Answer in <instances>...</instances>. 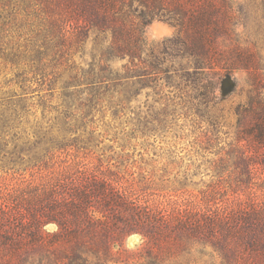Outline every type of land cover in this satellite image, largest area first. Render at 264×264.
<instances>
[{"label":"trees","instance_id":"1","mask_svg":"<svg viewBox=\"0 0 264 264\" xmlns=\"http://www.w3.org/2000/svg\"><path fill=\"white\" fill-rule=\"evenodd\" d=\"M156 20L176 34L150 46L145 29ZM236 21L233 0H0V264H111L125 237L148 241L139 264H169L158 252L164 230L178 246L200 248L216 264H242L249 254L264 261V152H243L244 179L236 181L256 186L261 202L228 198L217 204L208 195L203 210L175 214L143 206L134 185L88 174L83 166H77L78 182L56 178L18 189L14 181L27 160L29 137L47 131L27 126L32 109L55 113L62 131L74 133L79 128L72 121L89 122L108 101L119 105L127 88L177 79L206 106L231 72L256 71V53L235 39ZM257 99L236 110L237 142L251 139L264 147V102ZM47 164L39 160L34 167ZM233 187L226 189L238 194ZM94 200L100 202L95 212ZM114 209L130 219L114 216L110 226L107 212Z\"/></svg>","mask_w":264,"mask_h":264},{"label":"rangeland","instance_id":"2","mask_svg":"<svg viewBox=\"0 0 264 264\" xmlns=\"http://www.w3.org/2000/svg\"><path fill=\"white\" fill-rule=\"evenodd\" d=\"M233 1L237 20L235 39L256 53V71L231 72L215 91V99L206 106L198 105L193 100L194 92L183 90L185 86H180L177 79L127 88L117 99L119 105L108 101L105 110L95 113L89 122L72 121L71 125L79 128L74 133L62 131L64 126L53 119L57 117L55 113L32 109L27 126L40 125L47 131L29 137L31 143L25 147L27 160L14 175L17 188L22 189L28 183L48 185L56 178L78 182L82 175L77 166H83L88 174L99 171L124 186L134 185L141 194L140 204H147L156 212L203 210L208 195L217 204L228 198H238L237 203L243 205L261 202L263 198L256 186L236 182L244 179L239 177L243 152H264V147L255 146L251 139L237 142L236 110L246 107L255 97L264 102V0ZM175 34L174 27L157 20L145 29L150 46L161 45ZM124 63L115 62L114 67L120 68ZM51 104L56 107L58 100ZM245 119L251 122V118ZM64 145L71 146L56 152L57 146ZM39 160L49 161L46 169L34 167ZM221 167L228 171L218 174ZM228 186H234L238 194L233 195L226 189ZM91 204L93 212L99 209V201ZM107 213L110 226L115 224L114 216L128 218V213L119 209ZM94 227L95 232L100 231L99 224ZM113 230L114 234L118 232ZM128 239L125 237L114 248L118 253L111 264H139V253L146 249L148 241L128 243ZM157 239L158 252L169 264H216L213 256L200 248L191 251L178 246L165 230ZM258 263L250 254L242 261V264Z\"/></svg>","mask_w":264,"mask_h":264}]
</instances>
